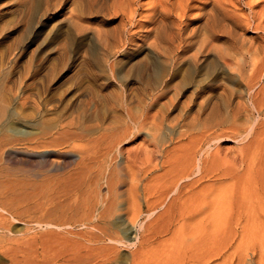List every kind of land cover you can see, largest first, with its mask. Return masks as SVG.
<instances>
[{"label":"bare ground","instance_id":"1","mask_svg":"<svg viewBox=\"0 0 264 264\" xmlns=\"http://www.w3.org/2000/svg\"><path fill=\"white\" fill-rule=\"evenodd\" d=\"M121 1L129 4L132 0ZM241 1L157 0L136 27L137 33L130 34V28L125 37L121 26L108 39L99 31L98 47L91 52L99 56L94 63L99 71L89 73L95 75V83H82L73 93L75 106L80 98L88 97L82 98V111L66 105L69 110L59 112V104L65 101L55 95L49 77L54 73L57 80H65V67L46 69L43 63H29L21 72L24 86L19 90L17 67L9 74L0 70V134L4 121L10 119L40 126L41 134L31 137L26 147L45 158L68 157L67 152L74 149L65 152L64 148L81 143L78 163L73 165L78 177H72L75 173L68 178L52 176L62 169L55 158L49 169L34 175L39 183L33 179L23 184L24 189L9 183L6 188H13L11 193L0 186V236L12 242L29 241L22 243L28 246L41 241L44 249V243L58 241L63 252L43 261L35 254L34 261V251L4 246L9 264H201L220 256L217 231L209 234L199 225L188 232V222L196 213L202 215L208 198L216 195L217 185L225 180H236L241 173L249 179L255 175L248 184L264 188V177L256 179L257 173L264 176V6L258 5L262 7L259 14L252 11L243 16ZM83 24L84 19L72 23L76 29ZM251 29L259 34L250 35ZM30 35L29 31L26 36L30 39ZM138 42L148 48L153 72L143 80L140 66L135 77L143 85L129 90L123 86L121 97L115 96L113 87L102 82V69L126 46L128 50ZM130 74H120L121 81ZM105 91L114 98L109 100ZM97 99L106 107L93 106ZM132 105L138 114L132 112ZM124 122L128 125L122 129ZM101 130L106 133L99 136ZM137 136L141 146L127 148V142H138ZM3 137L1 150L8 143V137ZM230 142L238 149L232 158L225 151ZM102 182L106 195L98 189ZM254 186L250 189L257 190ZM115 216L118 225H112ZM12 220L25 223L21 237L13 232ZM121 248L130 255L121 256Z\"/></svg>","mask_w":264,"mask_h":264},{"label":"rangeland","instance_id":"2","mask_svg":"<svg viewBox=\"0 0 264 264\" xmlns=\"http://www.w3.org/2000/svg\"><path fill=\"white\" fill-rule=\"evenodd\" d=\"M130 2L128 4V3H124L121 0H46V2L45 0H42V4H41L40 0H0V67L3 68V69L0 68V70L4 74H9L13 68L17 67L16 69L18 70L17 76H19L18 78L20 79L19 81L20 84L18 83V90H19L21 87L24 86L22 73L27 64L29 63L30 64L31 63H34V64L41 63L42 64L43 63L46 69L55 67V66H63L65 67V75H68L65 80L63 81L57 80L56 78L58 77L54 73H52V75L49 77V82H51L49 85H52V89H54V92L57 93V94L55 93L54 94L57 95V97L59 96L58 97L59 99H61L62 97V100L65 101L59 104V106L61 105L59 108V112L63 113L64 111H66L67 107H69L70 109L72 107L74 108L78 107V110L82 111L83 110L81 109L83 106L82 103L85 102L83 100L84 99L86 100L88 97L87 96H85L86 98L82 97L84 99L80 98L81 103L79 102V104L75 106V103L72 102V100L74 99L73 93L75 92V90H77V88L81 87L82 83H84L83 86L88 85V84L90 85L91 83L92 84L95 83V82H92L94 80L95 75L92 76V74H89V73L92 71V73L96 74L99 71L97 68V65L94 64L95 62L98 61L99 56L96 55L98 57L97 59L94 53L92 54L95 57L91 54V52H93V49H96L98 47V42L96 38L98 36V32L102 31L103 33L108 35V39L113 38L115 36L116 29L118 28L122 29L120 28L121 26L123 27L122 30H124L123 32H124L125 37L127 36L126 34H129L130 30H132L130 34L137 33L138 29L136 27L139 26L140 21L141 22L145 21L146 19L145 16L150 14V9L157 2V0H132ZM87 3H89V6L87 5ZM130 4L132 6H130ZM238 4L241 5L240 6L241 8L239 7V5H237L238 10L240 8L239 13L241 12L243 16H245L244 12L246 14L248 12H249L248 14H251L252 11L254 14H257L258 11L261 12L262 7L258 5L263 4L264 6V0H242L241 3H238ZM38 5L41 8L38 7ZM33 9L35 10V12H33ZM139 15L142 18L139 17ZM189 15H192V13L190 12ZM194 16L195 14H193L192 17ZM82 18L84 19L83 28L76 29L72 25V23L75 20L79 21V19L83 21ZM186 19L187 18H185L184 20ZM125 25H126V28H125ZM29 31L31 34L30 39L26 36L29 34ZM250 31H251L250 35L252 36L253 35L256 36L257 34H259V32L254 31V29H251ZM134 45L135 46H133L132 48H128V50L126 46L124 48L126 50L123 49L122 52L117 54L115 57L109 59L108 60L109 62H107L104 65L105 68L103 67L102 69L103 70L102 77L105 78V81L103 80L102 82L104 84H106L107 82V85L109 83L108 87L110 88L113 87L112 88L113 90L112 89L110 90L111 92L115 94V96L121 97V95L123 94L122 88L124 87H126L129 90L131 88H134L135 86L137 87V85L142 86L144 82L143 80L148 78L149 75L151 76L153 72L152 67H150L149 65L150 61H149V58L147 57L148 48L146 47V45L142 43L140 45V42ZM129 49L130 51H132L131 53L128 52ZM11 52L13 55L11 54ZM9 54L12 56L10 57ZM86 62L89 64H87ZM112 67H113V70H112ZM138 68L140 72L142 73L141 79L143 80L135 77L136 73L139 72L137 70ZM145 68H148V70ZM119 73L122 75L123 74L129 75L131 73L133 77L128 76L127 80L121 81ZM90 77H93V78H90ZM131 77L133 81L131 80ZM90 80L91 82H89ZM21 81L23 84L21 83ZM139 81L141 83H139ZM117 86H120V87H117ZM111 92L109 91L104 92L108 95L109 100H112L114 98ZM102 101L103 100L97 99L96 103H92V104L93 106L95 104L102 106L104 105V101L103 102ZM80 105L81 107H79ZM61 107L63 109L65 107V109L63 111H60ZM104 107L106 106L104 105L103 108ZM130 108L132 109V112L134 114H138V109L136 106L132 105ZM119 110H120V113H122L124 111V108L119 107ZM4 123L3 124L6 126L2 127L3 130H2V133L0 134V139L2 138V136L8 137V139L5 137L6 138L5 141L8 140L7 142L10 145L7 143L5 145L6 147H4L3 150L0 149L1 151L0 164L4 162V165H5V166L2 165L3 163L0 165L2 168V169L0 168V174H1L0 175V180H1L0 186L1 187L4 186V189L2 188V190L4 191L6 190L7 192L11 193L13 191L12 190L13 188L7 189L6 186L9 183L13 185V182H15V184H18L20 187H22V189H24L23 188L24 183L27 186L28 183H33V179L35 182H38L36 181L37 179L34 177V175L41 171L43 172L44 170L49 169L51 166L52 159H55V158L56 159L58 158L60 160L59 161L55 159V161L58 162L57 166L58 167L60 166V168L62 166V169H60L59 171H53L51 174L52 176H56V177L60 176L61 178H65L67 176L66 178H68L69 176L70 177L72 176V173L73 174L75 173L72 177L74 176L78 177L77 168H75V170L73 168L77 166H73V165L75 164L77 165L78 163L79 156L77 155L79 154V152H81V147H80L81 143L79 144V146H77L78 144L76 145L75 143V147H74L73 146L74 143H73V145L70 146L71 148L69 146L67 147V149L66 147L64 148L65 152L67 150L69 151L71 149H74V150L67 152L68 157L67 156L65 157H67L68 159L65 157L64 158L62 157L63 159L62 160L60 156H55V155H52L51 157L46 156L47 158L43 156L41 157L40 155H38L39 153L36 155L33 153H30L27 149L28 147H26L27 145H30L29 143H27V141H30L35 136L38 137L41 134L42 129L40 128V126L31 125L30 127V125L24 124V122H19L17 120H11V119L4 121ZM109 125H110L109 123L106 124L108 128L112 126V125L110 126ZM127 125L128 124H125L124 122V125H122V129L126 128ZM37 129L38 131H36ZM110 130L112 132L113 131L115 132L116 129H110ZM110 130H108V132H111ZM105 133H106L105 130H101L97 134H99L100 136L101 134H105ZM97 134L93 136L99 137ZM25 136L27 137L25 138ZM93 136L91 138H93ZM4 137L3 139H5ZM24 139H28V140H24ZM11 140H13V142ZM16 140L17 142H15ZM139 140L142 143L141 137L137 136L138 142H136V140L133 139L134 142L131 140L127 142L125 146L127 148L131 147L130 148L131 150H133L132 146H134V149H136L141 146L140 145L141 143ZM11 145L14 147H12ZM16 146L17 147L19 146V148H17ZM236 147L237 146L233 145L232 142H230L229 145L225 147V151L229 155L230 158H232L236 154V150H238ZM18 149L21 151H18ZM76 149H78V151ZM6 150L9 152H7ZM15 151H17V153ZM4 154L6 157L4 156ZM72 158L74 160H72ZM4 168L5 169L7 168L9 170L7 169L5 170ZM3 170H5L6 172ZM2 172H5V173H2ZM7 173L9 174L8 175L9 177L5 176L7 175ZM2 175L5 177H3ZM19 177L21 178L24 177V179L23 178L21 179ZM258 177L262 178L264 176L262 173H261V176H258V173H257L256 174L257 180H258ZM249 178L251 177L242 175L241 173L238 179L225 180L224 182L217 185V191L215 193L216 195H213V197L211 196L212 199L214 198V201H212L211 197H209L208 198L209 204L207 201L206 210L204 209V211L201 213L202 215H200L199 213H196L197 215L194 217L195 219L188 222L187 224V227H188L187 229H189L188 232L190 231L193 232L192 229H194L195 231L197 226L202 225L203 228H205L204 230H206L209 234L211 231H214V230H216L218 233L217 241H220L219 243V248L221 249L220 256L216 258V260L213 262L211 261V262H206V263H201V264H264V199H263L264 196L261 195L263 194L262 189L264 190V188L263 186H260L254 183L253 185H255L254 186L255 188H256V185L258 186L256 188L257 190L255 189L251 190L250 188L253 185L252 186L251 184L249 185L248 181L252 180L253 178L252 179H249ZM256 179H255V182H256ZM38 180H41V179H38ZM246 184H248V186H251V187L248 188ZM99 187H98L99 191L101 192L102 190L103 194L106 195L107 193L106 184L102 182L100 183ZM101 187H104V188H101ZM22 189L20 188L19 191L23 192ZM245 189H248V190H245ZM259 191L261 193H259ZM30 192L32 193L31 190ZM257 192L259 193L258 195L262 197L257 196L255 194ZM21 196H23V194ZM117 215L119 214L117 213ZM116 217L117 216L113 217L114 219L112 218V225H118V219ZM24 226H25V223L23 222L13 221V220L11 222L12 230L16 236L19 234L18 237L19 236L21 237L23 235L21 233L25 232L26 228ZM116 229L117 228L114 227L112 230L117 231ZM206 231H204V233ZM208 233H205V234H208ZM2 238H5V237L0 236V243H1L0 244V264L10 263V256L8 254H3L6 252V248H5L6 246L16 247L18 245L22 249L25 248V250H28V249L32 250L30 252L34 251L33 253L34 257L33 256L31 257V258H34V261H36L38 255H39L38 260L40 259L39 261H43L46 256H48L49 259H52L53 257L54 259H56L58 258L57 256L60 257V255L63 253V252L61 253L62 245L59 244V246H57L58 241H49L51 243L54 242L53 244L45 241L46 243L44 244H46V246L44 245L45 246V249H44L41 241H38V242L34 241L35 244H33L34 243L33 242L32 244H29L30 246H28L26 244L29 243V241H27V243L26 241H23V242L13 241L12 242V241H8V237L5 239H2ZM2 242L4 244H2ZM5 242H7L8 244ZM22 243H26L25 244L26 247H24L25 245ZM36 243L38 247L36 246ZM51 249H53V251H51ZM121 249H122L121 256L124 257L125 255L126 256L130 255L129 250H127L126 248H121ZM42 250L44 251V253ZM54 251H55V254H54L55 256L53 255ZM35 254L36 255L38 254V255L36 256ZM49 254H52V255H50L49 257Z\"/></svg>","mask_w":264,"mask_h":264}]
</instances>
